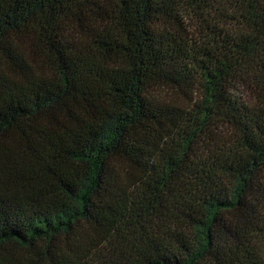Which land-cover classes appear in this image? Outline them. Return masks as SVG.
Segmentation results:
<instances>
[{"label": "trees", "instance_id": "1", "mask_svg": "<svg viewBox=\"0 0 264 264\" xmlns=\"http://www.w3.org/2000/svg\"><path fill=\"white\" fill-rule=\"evenodd\" d=\"M0 264H264V0H0Z\"/></svg>", "mask_w": 264, "mask_h": 264}]
</instances>
